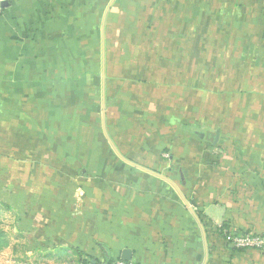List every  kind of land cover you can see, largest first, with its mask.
Instances as JSON below:
<instances>
[{
	"label": "crops",
	"instance_id": "0c3cea01",
	"mask_svg": "<svg viewBox=\"0 0 264 264\" xmlns=\"http://www.w3.org/2000/svg\"><path fill=\"white\" fill-rule=\"evenodd\" d=\"M198 27L213 28L222 44L236 35L241 66L264 67V0H8L0 10V142L7 137L16 148L24 136L30 143L36 114L97 113L113 161L125 168L115 176L120 184L99 187L109 195L107 204L98 197L92 219L100 256L120 259L129 249L135 264H264V249L237 248L225 237L264 233L259 171L242 184L235 171L217 168L233 157L219 156L207 169L198 155L176 153L177 141L158 157L152 117H141L158 114L157 99L179 91L174 67L197 64L190 51ZM115 66L143 68L112 75ZM146 66L172 67V76L143 78ZM138 126L145 138L134 134ZM176 129L177 137L189 130L179 122ZM60 244L85 252L67 233Z\"/></svg>",
	"mask_w": 264,
	"mask_h": 264
},
{
	"label": "rangeland",
	"instance_id": "374dc122",
	"mask_svg": "<svg viewBox=\"0 0 264 264\" xmlns=\"http://www.w3.org/2000/svg\"><path fill=\"white\" fill-rule=\"evenodd\" d=\"M211 29L204 33L198 30L197 49L190 51L197 64L174 67L175 78H180L179 91L175 90L173 97L164 95L157 99L163 105L160 115L146 112L141 117H146V121L152 117L148 131L151 143L157 145L154 154L158 157L171 153V143L175 141L176 153L198 155L195 159L207 169H214V160L220 159L219 156H231L233 161L223 165L219 162L217 168L235 171L233 176L242 184L251 183V173L259 171L264 187V67L241 66L237 36H230L228 44H222L226 40L221 34L208 31ZM226 46L228 49L224 50ZM245 62L249 64L250 60ZM124 68L134 73L143 67L115 66L110 67V73L121 75ZM171 70L167 66H146L143 78L159 80L162 71L172 76ZM133 87L146 90L140 83ZM138 114L133 116L139 117ZM35 116L30 143L24 141V136L16 148L8 144L7 137L0 142V229L9 239L0 251V264H86L92 259L98 263L116 260L107 253L100 256L103 254L100 247V251L96 250L95 241L100 236L92 221L97 213L98 197L107 204L109 196L99 187L118 184L115 176L122 168L113 161L115 152L101 135L99 114ZM178 122L189 128L181 129L179 137ZM155 128L159 132L154 133ZM146 131L139 127L134 129V134L143 133L145 138ZM26 132L22 131V135ZM213 138H216L215 146H211ZM243 158L248 162H243ZM110 169L113 173L109 176ZM240 169L244 171L241 175ZM174 181L182 186L177 178ZM63 231L70 240L81 242L82 249L92 256L76 246H60Z\"/></svg>",
	"mask_w": 264,
	"mask_h": 264
},
{
	"label": "built area",
	"instance_id": "2783aa9c",
	"mask_svg": "<svg viewBox=\"0 0 264 264\" xmlns=\"http://www.w3.org/2000/svg\"><path fill=\"white\" fill-rule=\"evenodd\" d=\"M8 0H0V10L2 4ZM227 241L232 243L237 248H257L264 249V234L255 233H244V234H230L225 235ZM102 264H135L131 260L126 261L122 259H117L112 262L102 263Z\"/></svg>",
	"mask_w": 264,
	"mask_h": 264
},
{
	"label": "trees",
	"instance_id": "16d2710c",
	"mask_svg": "<svg viewBox=\"0 0 264 264\" xmlns=\"http://www.w3.org/2000/svg\"><path fill=\"white\" fill-rule=\"evenodd\" d=\"M196 132H198V131H196ZM198 134L200 135V134H202V132H199ZM215 140H216V138L212 139L211 146L217 145ZM8 243H9V239H8L7 235L4 233V231L2 229H0V251L3 248H5L8 245ZM117 259H119V258H117ZM107 262H112V261L106 260L105 262L103 261L101 263H98V261L96 259H92L91 261H89L86 264H102V263H107Z\"/></svg>",
	"mask_w": 264,
	"mask_h": 264
},
{
	"label": "water",
	"instance_id": "95a60500",
	"mask_svg": "<svg viewBox=\"0 0 264 264\" xmlns=\"http://www.w3.org/2000/svg\"><path fill=\"white\" fill-rule=\"evenodd\" d=\"M7 2H4L2 6L6 5ZM120 259L129 261L131 260V251L129 249H123L120 255Z\"/></svg>",
	"mask_w": 264,
	"mask_h": 264
}]
</instances>
